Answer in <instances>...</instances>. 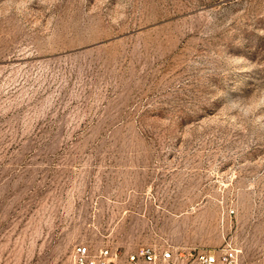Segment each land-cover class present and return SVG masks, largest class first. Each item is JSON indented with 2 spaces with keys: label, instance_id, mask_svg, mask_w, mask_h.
<instances>
[{
  "label": "rangeland",
  "instance_id": "rangeland-1",
  "mask_svg": "<svg viewBox=\"0 0 264 264\" xmlns=\"http://www.w3.org/2000/svg\"><path fill=\"white\" fill-rule=\"evenodd\" d=\"M230 242L264 264V0H0V264Z\"/></svg>",
  "mask_w": 264,
  "mask_h": 264
},
{
  "label": "built area",
  "instance_id": "built-area-1",
  "mask_svg": "<svg viewBox=\"0 0 264 264\" xmlns=\"http://www.w3.org/2000/svg\"><path fill=\"white\" fill-rule=\"evenodd\" d=\"M242 251L228 243L219 251L176 249L171 245L142 246L129 254L109 247L93 248L78 244L72 252V264H241Z\"/></svg>",
  "mask_w": 264,
  "mask_h": 264
}]
</instances>
